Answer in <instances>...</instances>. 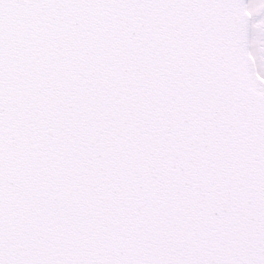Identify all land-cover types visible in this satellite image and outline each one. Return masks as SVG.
Wrapping results in <instances>:
<instances>
[{"label":"snow or ice","instance_id":"snow-or-ice-1","mask_svg":"<svg viewBox=\"0 0 264 264\" xmlns=\"http://www.w3.org/2000/svg\"><path fill=\"white\" fill-rule=\"evenodd\" d=\"M0 264H264V0H0Z\"/></svg>","mask_w":264,"mask_h":264}]
</instances>
